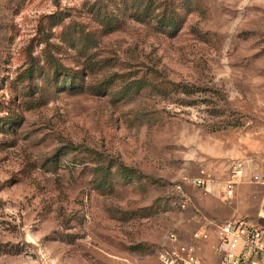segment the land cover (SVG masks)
I'll list each match as a JSON object with an SVG mask.
<instances>
[{
    "label": "rangeland",
    "instance_id": "rangeland-1",
    "mask_svg": "<svg viewBox=\"0 0 264 264\" xmlns=\"http://www.w3.org/2000/svg\"><path fill=\"white\" fill-rule=\"evenodd\" d=\"M253 173L264 0H0V264H167L171 231L216 264Z\"/></svg>",
    "mask_w": 264,
    "mask_h": 264
},
{
    "label": "built area",
    "instance_id": "built-area-1",
    "mask_svg": "<svg viewBox=\"0 0 264 264\" xmlns=\"http://www.w3.org/2000/svg\"><path fill=\"white\" fill-rule=\"evenodd\" d=\"M243 162L236 161L231 167L229 178L225 180L224 194L232 197L236 194L237 187L243 182L245 175ZM251 182L264 185V175L253 173ZM213 178L210 172L204 169L201 175L193 178V183L200 187L211 189ZM214 242L212 249L217 257L216 264H264V213L259 221L243 217L227 220L215 225ZM169 239L175 243V250L161 252V258L167 264L180 261L181 264H202L195 246L180 243L175 231H171ZM196 239H208L207 231H196ZM178 243V244H176Z\"/></svg>",
    "mask_w": 264,
    "mask_h": 264
},
{
    "label": "crops",
    "instance_id": "crops-1",
    "mask_svg": "<svg viewBox=\"0 0 264 264\" xmlns=\"http://www.w3.org/2000/svg\"><path fill=\"white\" fill-rule=\"evenodd\" d=\"M238 187H239V186H238ZM238 187H237V188H238ZM236 190H237V189H236Z\"/></svg>",
    "mask_w": 264,
    "mask_h": 264
}]
</instances>
